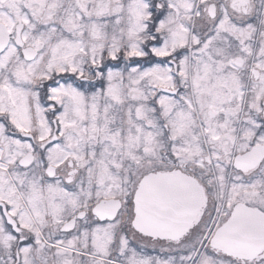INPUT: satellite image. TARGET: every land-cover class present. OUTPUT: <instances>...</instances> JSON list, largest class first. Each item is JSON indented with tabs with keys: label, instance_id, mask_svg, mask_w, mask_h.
Masks as SVG:
<instances>
[{
	"label": "snow or ice",
	"instance_id": "1",
	"mask_svg": "<svg viewBox=\"0 0 264 264\" xmlns=\"http://www.w3.org/2000/svg\"><path fill=\"white\" fill-rule=\"evenodd\" d=\"M0 264H264V0H0Z\"/></svg>",
	"mask_w": 264,
	"mask_h": 264
}]
</instances>
